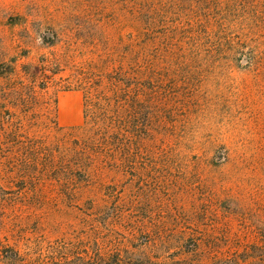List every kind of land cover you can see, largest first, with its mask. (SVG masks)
I'll use <instances>...</instances> for the list:
<instances>
[{
  "label": "rangeland",
  "instance_id": "rangeland-1",
  "mask_svg": "<svg viewBox=\"0 0 264 264\" xmlns=\"http://www.w3.org/2000/svg\"><path fill=\"white\" fill-rule=\"evenodd\" d=\"M169 2L171 48L185 58L155 62L166 93L152 101L146 155L117 158L119 170L85 165L90 183L69 205L19 146L67 151L83 121L72 74L128 42L132 0H0V264H14L8 246L70 236L83 201L115 191L132 209L124 225L142 224L138 241L164 264H264V0Z\"/></svg>",
  "mask_w": 264,
  "mask_h": 264
},
{
  "label": "trees",
  "instance_id": "trees-1",
  "mask_svg": "<svg viewBox=\"0 0 264 264\" xmlns=\"http://www.w3.org/2000/svg\"><path fill=\"white\" fill-rule=\"evenodd\" d=\"M132 3L135 32L128 33L132 37L122 42L118 54L89 60L72 74L70 83L82 92L83 121L67 151L55 157L44 142L19 146L18 158H40L42 167H50L53 174L49 179L69 205L79 203L80 186L90 183L85 165L100 162L119 170L117 158L146 155L144 141L152 129V101L155 94L166 93L161 86L163 74L156 72L155 62L166 70L173 61L185 58L171 48L175 42H170L166 26L169 0ZM188 25L195 42L192 46L197 49V12ZM18 180L27 183L33 177ZM104 194L108 199H100L105 204L97 206L91 197L83 201L89 212L82 227L70 236L27 246L22 253L8 246L3 258L14 264H164L162 257L153 258L144 251L146 240L138 241L137 232L147 231L142 224L124 225L131 222L132 209L126 212L121 207L124 203L118 191Z\"/></svg>",
  "mask_w": 264,
  "mask_h": 264
}]
</instances>
